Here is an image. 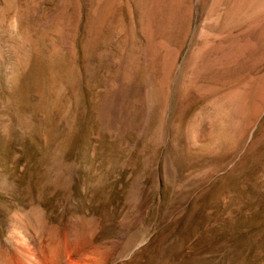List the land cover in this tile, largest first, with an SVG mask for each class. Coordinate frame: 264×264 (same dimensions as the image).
Segmentation results:
<instances>
[{"label": "rangeland", "instance_id": "374dc122", "mask_svg": "<svg viewBox=\"0 0 264 264\" xmlns=\"http://www.w3.org/2000/svg\"><path fill=\"white\" fill-rule=\"evenodd\" d=\"M13 216L264 264V0H0V251Z\"/></svg>", "mask_w": 264, "mask_h": 264}, {"label": "bare ground", "instance_id": "6f19581e", "mask_svg": "<svg viewBox=\"0 0 264 264\" xmlns=\"http://www.w3.org/2000/svg\"><path fill=\"white\" fill-rule=\"evenodd\" d=\"M9 229L12 239L8 248L0 251V264H104L99 248L91 242L93 233L85 220H71L66 227L54 231L46 223L37 228L13 216Z\"/></svg>", "mask_w": 264, "mask_h": 264}]
</instances>
